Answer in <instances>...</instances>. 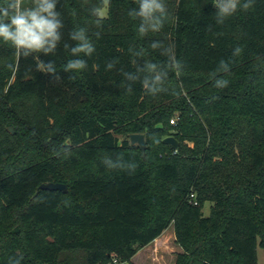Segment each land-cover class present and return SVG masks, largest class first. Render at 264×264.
I'll use <instances>...</instances> for the list:
<instances>
[{
	"label": "trees",
	"instance_id": "1",
	"mask_svg": "<svg viewBox=\"0 0 264 264\" xmlns=\"http://www.w3.org/2000/svg\"><path fill=\"white\" fill-rule=\"evenodd\" d=\"M50 2L51 51L0 39V264H132L171 225L175 264H258L264 0H159L150 20L141 0Z\"/></svg>",
	"mask_w": 264,
	"mask_h": 264
},
{
	"label": "clouds",
	"instance_id": "2",
	"mask_svg": "<svg viewBox=\"0 0 264 264\" xmlns=\"http://www.w3.org/2000/svg\"><path fill=\"white\" fill-rule=\"evenodd\" d=\"M236 5L237 0H227L221 11L223 13L234 11ZM54 7V3L50 0H32L30 7H25L23 0H3V3H0V39L6 43L11 42L16 48L17 55L21 49L26 50L25 56L28 52L51 51L59 40L58 29L61 27L57 13L53 11ZM157 12L161 15L164 13V7L159 0H141L139 15L145 20H150ZM95 15L99 13L95 12ZM159 24L157 20L153 29L158 30ZM143 31L144 29L141 28V32ZM75 38L84 41L83 30ZM91 51L92 48L86 41L73 49L75 53ZM39 67L43 69V64ZM68 67L80 68L83 67V62L69 63Z\"/></svg>",
	"mask_w": 264,
	"mask_h": 264
},
{
	"label": "rangeland",
	"instance_id": "3",
	"mask_svg": "<svg viewBox=\"0 0 264 264\" xmlns=\"http://www.w3.org/2000/svg\"><path fill=\"white\" fill-rule=\"evenodd\" d=\"M99 14L101 17H106L107 8H102ZM9 128L12 129V127H8V131ZM210 208L211 203H206L203 208L204 216L209 215ZM181 252L182 249L175 242L173 225H171L160 237L142 248L132 259V264H175L176 258ZM82 260L83 256L80 254L77 257V263L79 264ZM257 261L258 264H264V248L260 245L257 246Z\"/></svg>",
	"mask_w": 264,
	"mask_h": 264
},
{
	"label": "water",
	"instance_id": "4",
	"mask_svg": "<svg viewBox=\"0 0 264 264\" xmlns=\"http://www.w3.org/2000/svg\"><path fill=\"white\" fill-rule=\"evenodd\" d=\"M9 131L13 133V130L11 128H9ZM130 142L132 145H138L142 150L145 149V139H144V135L142 134L130 135ZM162 142L170 146L174 150L178 149L180 146V143L172 136L164 138ZM39 190H53V191L60 190L66 192L67 186L62 183L49 182V183L41 184Z\"/></svg>",
	"mask_w": 264,
	"mask_h": 264
},
{
	"label": "built area",
	"instance_id": "5",
	"mask_svg": "<svg viewBox=\"0 0 264 264\" xmlns=\"http://www.w3.org/2000/svg\"><path fill=\"white\" fill-rule=\"evenodd\" d=\"M175 118H173V119H171V121H170V123L172 124V125H175L176 123H175ZM107 264H124V263H121V262H119L117 259H112L109 263H107Z\"/></svg>",
	"mask_w": 264,
	"mask_h": 264
}]
</instances>
